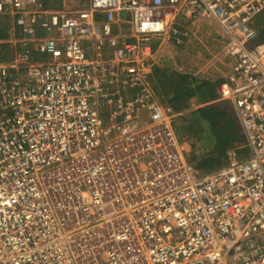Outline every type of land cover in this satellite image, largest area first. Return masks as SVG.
<instances>
[{"label": "built area", "instance_id": "obj_1", "mask_svg": "<svg viewBox=\"0 0 264 264\" xmlns=\"http://www.w3.org/2000/svg\"><path fill=\"white\" fill-rule=\"evenodd\" d=\"M263 10L0 0L20 45L0 62V264H264V44L248 45ZM179 19H213L234 59L217 93L245 143L204 174L150 82L170 33L181 42Z\"/></svg>", "mask_w": 264, "mask_h": 264}, {"label": "trees", "instance_id": "obj_2", "mask_svg": "<svg viewBox=\"0 0 264 264\" xmlns=\"http://www.w3.org/2000/svg\"><path fill=\"white\" fill-rule=\"evenodd\" d=\"M252 24L256 31L255 42L264 43V10ZM175 26L182 32L181 42L175 43L180 45L177 57L188 58L192 63L188 70L180 71L175 69V63L166 54L157 53L152 63L150 82L159 101L175 112L173 127L179 139L189 140L188 161L204 173L212 172L226 165L229 148L244 144L242 141L245 140L237 117L216 102L217 88L223 79L216 72L203 73L199 70L205 57L211 55L216 50L215 45L224 38L209 23L202 21L195 37L183 43L187 31L182 25ZM6 36L5 27L0 26V39ZM12 53L6 42H0V62L8 59ZM191 100L195 101L197 107H190ZM198 128L202 131H198Z\"/></svg>", "mask_w": 264, "mask_h": 264}, {"label": "crops", "instance_id": "obj_3", "mask_svg": "<svg viewBox=\"0 0 264 264\" xmlns=\"http://www.w3.org/2000/svg\"><path fill=\"white\" fill-rule=\"evenodd\" d=\"M45 1H46V3H45L46 6L51 7V8H59V7L63 6V4H64V0H45ZM183 21H186V20H183ZM186 22H189V21L187 20ZM206 22L209 23L210 25H212V22L207 21V20H206ZM194 24L195 23H193L191 25L193 26ZM178 25H179V23H178ZM0 26H2V27L4 26L5 30L7 32V36L4 37L5 39H0V42H6L10 46L12 51H13V53L11 54V56L8 59L2 61V62H7V61H9V60H11L13 58L15 51L20 49V45L19 44L13 45L10 41H8L9 30L10 29H15L16 32H17L18 28L15 27L12 18H10V16L7 13L6 14H0ZM190 34L195 35V33L193 31H191ZM219 34L221 35V33H219ZM222 41H223V39L220 40L219 44L216 43L217 44V45H215L216 46V50L213 52V57H212L211 61L209 63H206L205 65L201 66V67L205 66V67H207V69L203 70V68L200 67L199 70H201L203 73L216 72L219 75L220 78H222L223 80H226L228 75H229V73H230V71H231V67H232V64L234 62V59L232 57L227 56V55L222 53V50H221ZM176 54L178 55V51H176ZM181 60L182 61L184 60L183 64H188V63L191 62V60L188 59V58L181 59ZM220 101L221 100H219V99L216 100V102H220ZM225 101L228 102L229 105L231 104L233 106V104L229 100H225ZM233 108H234V106H233ZM234 117H237L236 114H234ZM185 149L187 151L186 152V155H187V153L190 151V144H189V147H185ZM205 173H209V172H205Z\"/></svg>", "mask_w": 264, "mask_h": 264}, {"label": "rangeland", "instance_id": "obj_4", "mask_svg": "<svg viewBox=\"0 0 264 264\" xmlns=\"http://www.w3.org/2000/svg\"><path fill=\"white\" fill-rule=\"evenodd\" d=\"M256 18V16L254 17V19ZM209 21L210 22H212V27L215 29V31H217V32H219V29H218V25L216 24V22L213 20V19H209ZM178 23H179V25H182V28H184V30H186L187 31V36H186V38L183 40L184 42L183 43H187V42H189V40H191V39H193L195 36L193 35V34H190V32L191 31H193L194 33L196 32V28L199 26V23L197 24V23H195L193 26L191 25L192 23H190V22H186V21H183V20H181V19H179L178 20ZM172 28H173V26H172ZM220 33V32H219ZM173 33L171 32L170 33V35L168 36V39L167 40H172V43H169V42H165L160 48H159V50H158V54H166L167 56V58L168 59H170V60H173V63H175V69H177V70H188L189 69V67H190V65H191V63L192 62H190V63H188V64H183V61L180 59V58H178L177 57V54H176V51H179V47H180V45H175V44H173ZM171 36V37H170ZM255 41H256V36H254L250 41H249V43H248V45H252V44H254L255 43ZM212 57H213V53L211 54V55H207L206 57H205V59H204V61L200 64L201 66H203V65H205L206 63H209L210 61H211V59H212ZM183 64V65H182ZM190 64V65H189ZM188 65V66H187ZM200 66V67H201ZM201 68H203V70H205V69H207V67H201ZM168 69H170V67L168 68ZM170 70H173V68L172 69H170ZM220 103L226 108V109H228V110H230L233 114H236L235 113V110H234V108H233V106L230 104L229 105V103L228 102H226V101H224V100H222V101H220ZM180 118V117H179ZM180 120H177V122H179ZM198 131H202L201 130V128H198L197 129ZM181 141V140H180ZM182 142H185V147H189V140H184V141H182ZM242 143H245V140L243 139V141H242ZM245 150H246V148H244ZM201 173H204V172H202L201 171Z\"/></svg>", "mask_w": 264, "mask_h": 264}, {"label": "clouds", "instance_id": "obj_5", "mask_svg": "<svg viewBox=\"0 0 264 264\" xmlns=\"http://www.w3.org/2000/svg\"><path fill=\"white\" fill-rule=\"evenodd\" d=\"M264 44V43H263ZM222 82V81H221Z\"/></svg>", "mask_w": 264, "mask_h": 264}]
</instances>
